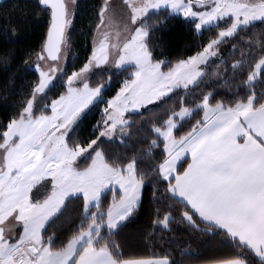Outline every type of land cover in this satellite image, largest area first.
<instances>
[{"label":"trees","instance_id":"trees-1","mask_svg":"<svg viewBox=\"0 0 264 264\" xmlns=\"http://www.w3.org/2000/svg\"><path fill=\"white\" fill-rule=\"evenodd\" d=\"M102 7L103 0H75L66 31L64 70L43 92L33 116L49 113L48 105L66 93L68 76L86 62L101 22L99 10ZM231 20L229 17L197 32L195 20L171 14L168 9L153 10L141 21L146 31L144 46L150 60L162 61L161 69L167 71L202 51L222 29L230 26ZM48 24L49 9L42 7L39 0H8L0 4V143L9 123L19 118L39 82L33 64L36 53L41 51ZM218 49L217 54L202 65V75L191 86L175 88L139 110L126 113L127 123L117 127L109 138H97L95 125L101 123L105 100L116 94L134 67L113 70L97 67L90 71L87 86L100 88V97L69 129L65 143L70 148L86 147L92 140L95 143L74 168L88 167L96 151L111 168H124L132 162L134 173L142 182L140 201L122 223L108 231L104 223L115 192H104L99 204L90 206L87 211L81 195L66 198L41 231L42 243L50 251L63 250L70 240L89 228L92 216L97 215L96 222L101 226L98 242L115 257L167 256L170 264H203L238 258L245 264H264L245 245L203 223L171 193L173 179L165 180L160 174L167 155L165 143L155 129L164 128L173 114L182 108L190 111L174 129V138L180 139L201 124L204 109L200 104L206 96L211 107L219 104L232 108L249 102L250 97L254 98V108L264 103V72L253 82L247 80L254 62L264 57V18L238 27L220 41ZM187 164L186 157L178 164L176 173H182ZM185 212L191 213L192 221L186 218ZM165 214H170L168 227L154 223Z\"/></svg>","mask_w":264,"mask_h":264},{"label":"rangeland","instance_id":"rangeland-1","mask_svg":"<svg viewBox=\"0 0 264 264\" xmlns=\"http://www.w3.org/2000/svg\"><path fill=\"white\" fill-rule=\"evenodd\" d=\"M66 3L71 20L75 0L74 2L66 0ZM235 3L239 7L229 12L226 0H108L105 12L107 19L102 24L100 22L96 29L86 62L68 76L65 84L66 93L48 105V114L33 116V109L43 92L64 70L67 56L66 42L64 41L57 60H48L44 54V59L39 61L40 67L47 74L44 77L37 71L36 57L33 68L39 75V82L19 118L9 123L4 140L0 143V191L7 192L6 195H0V241L16 245L15 255L9 259L6 253L0 257V264H57L54 260L57 254L50 251L47 246L44 248L45 244L40 245L41 231L46 221L57 214L60 202L66 197L81 195L89 208L99 204L100 196L111 190L115 192L111 207L115 200L125 194L126 188L131 190L133 187L131 182L122 187L115 178V170L119 169L121 176L133 175L137 179L132 162L124 168H111L104 162L99 151L93 154L88 167L80 170L74 168V164L93 148L95 141H90L86 147L74 148L67 147L65 143L69 129L86 108L100 97V88L87 86L90 71L97 67L108 70L129 65L134 67L130 77L122 81L116 94L105 100L101 108V123L99 126L95 125L97 138H109L112 135H101V132L109 128L113 134L117 127L124 126L127 123L124 119L126 113L139 110L168 95L175 88L191 86L202 75L201 71V74L191 82L185 78V72L189 70L192 58L198 53L178 62L167 71L161 69L162 61H151L144 46L146 31L141 24L143 17L153 10L168 9L171 14L195 20L197 32L229 17L232 19L230 26L220 32H226L233 24L237 25V29L249 22L264 18V13L252 15L249 19L245 16L249 9L264 8V0H235ZM227 36L229 35L224 37ZM94 48L98 50L97 58L105 59V62L97 64L92 60L90 70L82 74L81 69L89 63ZM156 65H159L158 69ZM202 65L204 64L199 65L201 70ZM249 104L253 105L250 100ZM200 106L205 112L213 110L203 102ZM189 114L188 109L182 108L166 121L164 128L155 129L165 143L167 159L160 167V173L164 177L170 178L177 162L185 156L180 154L183 152H180L179 147L186 136L176 139L173 132L177 122L188 117ZM44 196L47 197L43 198ZM133 197H135L134 191L131 192L129 199ZM42 198L43 201L40 202ZM126 210V208L121 209V212ZM97 218V215H93L92 219L95 223H91V227L69 241L63 255H69L74 250L77 239H89L93 234L98 233L101 226L98 230ZM125 219L117 220L116 226ZM104 224L108 231L116 227H111L106 220Z\"/></svg>","mask_w":264,"mask_h":264},{"label":"crops","instance_id":"crops-1","mask_svg":"<svg viewBox=\"0 0 264 264\" xmlns=\"http://www.w3.org/2000/svg\"><path fill=\"white\" fill-rule=\"evenodd\" d=\"M238 105L232 108L219 105V108L212 107V111L204 110L201 124L179 147L183 152L180 154L185 155L183 159H188L186 168L177 174L178 161L170 178L161 176L165 180L173 179L171 193L203 223L245 245L264 262V123L261 122L264 103L256 108L251 105L247 112ZM178 178H185L187 183L182 186ZM65 199L60 202L58 211ZM98 239V233L89 239H77L69 255H63L68 245L55 252V262L77 264L78 257L89 244L96 250L106 247ZM238 264L245 263L238 259Z\"/></svg>","mask_w":264,"mask_h":264},{"label":"snow or ice","instance_id":"snow-or-ice-1","mask_svg":"<svg viewBox=\"0 0 264 264\" xmlns=\"http://www.w3.org/2000/svg\"><path fill=\"white\" fill-rule=\"evenodd\" d=\"M74 2V0H73ZM228 4V11H234L236 8L239 7L235 3V0H226ZM42 3H46L51 8V19L48 28L47 35L42 42L41 51L36 53L37 63L36 68L37 71L41 73V76L44 77L47 74L44 70L40 67L39 61L44 59V53H48L52 55L53 59L58 58V53L61 51V46L66 39V31L67 27L70 25L71 20L69 19V9L66 0H42ZM105 6L99 10V15L101 17V24L107 17L105 16V12L107 11L108 0H104ZM264 13V8H257V9H249L247 13H245L246 19L251 18L252 15H259ZM199 27V25H197ZM237 25L233 24L231 28H229L226 32H220L219 36L211 41L200 53L197 54L196 57L192 58L191 65L189 66V70L185 72V78L191 82L196 77L201 74V69L199 68L200 64H204L207 60L215 56L218 52V45L220 41L224 38L225 35H232L235 31ZM106 35V34H105ZM103 43V41H101ZM97 49L94 48L93 56L90 59L89 63L81 69V73H86L90 70L92 60H95L97 64H103L105 59H98L97 58ZM156 68H159V65H156ZM264 72V57H261L258 61L254 62V67L249 71L247 80L253 81L255 80L260 74ZM139 75V73L137 74ZM215 75V73H213ZM254 94V90H253ZM119 99V96L117 97ZM208 97H204L203 103L205 105L208 104ZM251 103L255 101L250 97ZM251 104H241L238 105L239 108H242L244 112H247ZM219 108V104L216 105ZM72 117H69L71 119ZM111 118V116L109 117ZM261 122L264 123V114H261ZM101 135H112V131L109 128H105ZM95 143V141H93ZM99 155V153H98ZM107 167V166H106ZM131 169V166H129ZM115 178L121 183L122 187L128 183H132L133 187L131 190L125 189V194L121 196L118 200H115L114 204L110 207L107 216V223L111 227L116 226L117 220H123L127 216H129L133 208L138 206V199H139V189L141 187V180L135 179L133 175H126L121 176L119 169L115 170ZM167 179V177H165ZM182 186L187 183L185 178H178ZM135 192V197L129 199L131 192ZM6 191H0V195H6ZM193 206L195 207V202H193ZM126 208V211L121 212V209ZM85 211H87V204H85ZM203 215V213H201ZM170 214H165L162 219L154 221V223H160L164 225V227H168V216ZM185 216L189 221L193 220L191 213L185 212ZM35 219V217H33ZM92 223H95L93 219ZM101 223H104L102 221ZM91 227V225H90ZM97 229L99 230L100 225H96ZM119 247V245H117ZM8 254L9 259L16 253V245H9L7 242L0 241V257H3L5 254ZM75 253H73L74 255ZM106 257V258H104ZM77 264H169V257L164 256H147V257H130V258H119L112 255L111 251L106 247H102L99 250L92 248L91 244H89L80 254L77 260ZM212 264H238V258H231V259H224L212 262Z\"/></svg>","mask_w":264,"mask_h":264},{"label":"water","instance_id":"water-1","mask_svg":"<svg viewBox=\"0 0 264 264\" xmlns=\"http://www.w3.org/2000/svg\"><path fill=\"white\" fill-rule=\"evenodd\" d=\"M6 1H8V0H0V4H1V3H4V2H6ZM39 3H40V5H41L42 7L49 9V24H50V19H51V8L49 7L48 4H46V3H42V0H39ZM49 24H48V28H49ZM48 28H47V31H46L45 37H46V35H47ZM44 39H45V38H44ZM62 45H63V44H62ZM61 47H62V46H61ZM59 53H60V52H59ZM59 53H58V56H59ZM44 54H45V56L47 57L48 60L53 61V60H57V59H58V58L53 59V58H52V55H50V54H48V53H44Z\"/></svg>","mask_w":264,"mask_h":264}]
</instances>
